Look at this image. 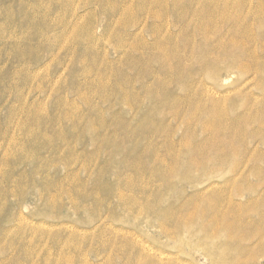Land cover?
<instances>
[{
	"label": "rangeland",
	"instance_id": "rangeland-1",
	"mask_svg": "<svg viewBox=\"0 0 264 264\" xmlns=\"http://www.w3.org/2000/svg\"><path fill=\"white\" fill-rule=\"evenodd\" d=\"M0 264H264V0H0Z\"/></svg>",
	"mask_w": 264,
	"mask_h": 264
},
{
	"label": "bare ground",
	"instance_id": "bare-ground-1",
	"mask_svg": "<svg viewBox=\"0 0 264 264\" xmlns=\"http://www.w3.org/2000/svg\"><path fill=\"white\" fill-rule=\"evenodd\" d=\"M216 219H217V217H216V218H214V220H216ZM214 220H213V221H214ZM214 222H215V221H214ZM231 224H232V222H231ZM229 227H230V226H229ZM228 232H229V230H228ZM230 232H231V231H230Z\"/></svg>",
	"mask_w": 264,
	"mask_h": 264
}]
</instances>
